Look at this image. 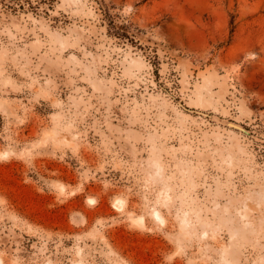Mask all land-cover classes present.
<instances>
[{
    "label": "rangeland",
    "instance_id": "374dc122",
    "mask_svg": "<svg viewBox=\"0 0 264 264\" xmlns=\"http://www.w3.org/2000/svg\"><path fill=\"white\" fill-rule=\"evenodd\" d=\"M0 264H264V0H0Z\"/></svg>",
    "mask_w": 264,
    "mask_h": 264
},
{
    "label": "water",
    "instance_id": "95a60500",
    "mask_svg": "<svg viewBox=\"0 0 264 264\" xmlns=\"http://www.w3.org/2000/svg\"><path fill=\"white\" fill-rule=\"evenodd\" d=\"M177 103L187 112L189 113H194V114H198V115H201V116H205V117H208L212 120H215L217 122H220L224 125H227L229 127H232L233 129H236V130H239L247 135H250V136H253V134L248 130L246 129L245 127L239 125V124H236L232 121H229V120H225V119H221L217 116H214V115H211V114H208L206 112H203V111H200V110H196V109H191V108H188L186 106H184L180 101H177Z\"/></svg>",
    "mask_w": 264,
    "mask_h": 264
}]
</instances>
